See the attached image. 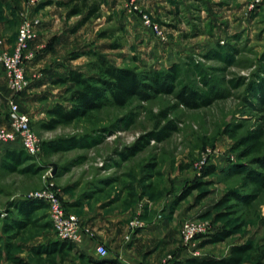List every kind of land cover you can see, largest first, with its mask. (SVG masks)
<instances>
[{"label": "rangeland", "instance_id": "1", "mask_svg": "<svg viewBox=\"0 0 264 264\" xmlns=\"http://www.w3.org/2000/svg\"><path fill=\"white\" fill-rule=\"evenodd\" d=\"M65 1L0 0L1 50L13 54L19 29L31 31L22 91L10 88L0 65L6 79L0 115L7 123L0 128H9L14 103L40 143L35 156L0 158L2 240L28 264H98L103 259L86 254L83 239L121 231L129 245L141 230H158L155 264L185 256L224 258L243 244L253 247L244 264H264V168L257 163L264 159V0H135L136 9L129 0H91L100 3V16L79 28L83 15L69 17L59 5ZM143 15L161 27L164 40L143 25ZM98 59L137 73L175 66L174 92L188 85L198 106L187 108L173 94H161L42 129L48 109L69 106L68 89L74 87L57 80L68 69L93 73ZM169 122L175 130L158 141L154 135ZM44 192L55 195L79 225L80 239L69 242L73 248L63 259L32 250L61 242L48 204L37 197ZM229 192L240 199L218 205ZM20 202L39 208L16 237L14 231L5 235L4 225L23 219L15 208ZM184 220L205 223L209 235H230L218 243L198 237L183 246Z\"/></svg>", "mask_w": 264, "mask_h": 264}, {"label": "trees", "instance_id": "2", "mask_svg": "<svg viewBox=\"0 0 264 264\" xmlns=\"http://www.w3.org/2000/svg\"><path fill=\"white\" fill-rule=\"evenodd\" d=\"M60 6L67 8V15L82 16L77 28L85 24L92 18H99L100 3L91 0H67L60 2ZM90 74L82 71L68 69L66 75L57 80L60 84H72L74 89H68L70 92L69 106L55 104L47 110L48 121L41 124L45 130H53L59 125L70 124L75 120L85 117L89 112L100 110L109 105L117 108H123L132 100L147 102L161 94H173L175 99L181 105L187 108H196L198 106V94L188 85H184L177 92H174V82L176 80L177 69L175 66L166 71H146L137 73L132 69L118 68L102 59H98ZM163 119L167 118V113L160 114ZM175 126L172 122L154 135L158 141L168 138ZM23 150L8 151L7 158L18 162L22 160ZM25 158L28 155L25 154ZM257 163L264 168V159H257ZM232 199L239 200L240 196L235 192H229L218 202V205H226ZM16 210L23 219H12L4 225L2 231L5 235L14 231L13 236L18 235L17 230L25 227V220L36 210L38 205L32 202H20L16 205ZM230 233L219 232L214 235L199 236L208 238L210 243L223 242ZM198 238V237H197ZM72 245L67 241L54 242L50 246H41L33 248L37 255L45 254L48 258L59 256L63 259L66 252L72 250ZM251 244L234 245L231 247L228 255L224 258H196L189 257L183 260H169L166 264H244L249 253L252 251ZM0 264H28L23 259L16 256L12 251V246L4 242L0 237Z\"/></svg>", "mask_w": 264, "mask_h": 264}, {"label": "built area", "instance_id": "3", "mask_svg": "<svg viewBox=\"0 0 264 264\" xmlns=\"http://www.w3.org/2000/svg\"><path fill=\"white\" fill-rule=\"evenodd\" d=\"M129 1L130 6L136 9V6H134L135 0ZM141 19L143 25L150 29L158 39L164 40L165 35L159 25L151 22L146 15H143ZM30 37L31 31L29 26L23 25L19 29L13 54L10 55L2 51L0 47V65L9 80L10 88L15 92L22 91L26 86L23 52ZM8 125V129L0 128V143L12 144L18 142L21 150L28 156H35L40 149L39 140L30 128L29 118L25 114L19 113L18 107L14 103H10ZM37 197L48 204L49 219L57 239L71 243L78 242L80 239L78 222L74 217L66 215L55 195L44 192L38 194ZM208 233V227L205 223L184 220L179 230V238L183 246H188L195 241V238L207 235ZM96 251L100 257H105L108 254L103 246H98Z\"/></svg>", "mask_w": 264, "mask_h": 264}, {"label": "crops", "instance_id": "4", "mask_svg": "<svg viewBox=\"0 0 264 264\" xmlns=\"http://www.w3.org/2000/svg\"><path fill=\"white\" fill-rule=\"evenodd\" d=\"M5 76L3 72L0 70V92L5 88L6 84L5 82ZM1 94V93H0ZM1 96V95H0ZM7 122V121H6ZM7 123L3 122V118L0 115V125H6ZM3 150L0 152V158L5 155L8 151H20V145L18 142L12 143V144H4ZM158 230H155L153 233H157ZM163 232V231H162ZM153 233H150L146 230H141L138 232L132 241L131 244L127 245L123 241V235L121 231L111 232L110 235L106 232V234L96 235V238L94 241H88L87 239H83L82 241V249L86 254H89L91 257L94 256V258L103 259L98 262V264H140L141 262L143 264H155V256L156 251L152 252V245L159 241L154 240L156 235H153ZM164 234V233H163ZM162 235H160L158 238H160ZM163 237H166V239H170L171 236L169 233H165ZM158 240V239H157ZM165 243L169 244L170 241H166ZM164 244V243H163ZM101 245L108 249V256L105 258L100 257L97 254L96 248ZM183 252L179 253L182 254ZM190 256L185 257H178V260H183L186 258H189ZM182 258V259H181ZM115 261V262H112Z\"/></svg>", "mask_w": 264, "mask_h": 264}]
</instances>
